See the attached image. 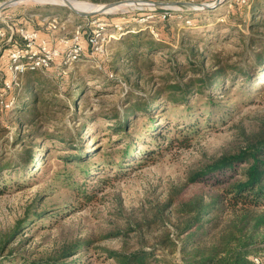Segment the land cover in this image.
<instances>
[{
  "label": "rangeland",
  "instance_id": "1",
  "mask_svg": "<svg viewBox=\"0 0 264 264\" xmlns=\"http://www.w3.org/2000/svg\"><path fill=\"white\" fill-rule=\"evenodd\" d=\"M75 1L100 7L107 4ZM116 1L123 0L113 2ZM141 1L212 5L216 0ZM255 5L258 10L253 16ZM165 10L170 16L162 20L157 8L126 3L112 12L85 18L60 4L24 0L0 11V33H6L0 36L1 81L9 78V27L23 26L62 50L56 65L46 74H53L58 83L71 76L87 85L86 94L76 108L72 106L76 97L68 100L65 89L61 90L60 99L69 108L52 109L47 116L37 119L35 127L21 125L19 117L13 115L17 90L3 97L8 107L0 118L2 163H17L22 147L15 139L20 134L27 137V145L32 139L33 145L41 151L47 149L48 153L44 162L27 170L0 172V263L13 264L9 262L12 258L30 261L46 258L79 242H91L75 256L88 264H115L101 254L102 249L149 250L158 245L164 232H175L174 209L162 211L171 197L177 195V203L186 202L196 194L207 195L211 191L210 186L189 184L192 174L264 139V73L248 84L239 78L233 89L216 96L211 107L197 101V109L203 107L200 119L189 115L187 106L165 103L167 94L163 93L158 103H165L164 106L152 113L157 131L164 130V138L160 140L151 138L153 132L145 113L132 112L130 117L128 109L137 100L154 98L158 91L164 90L166 80L177 81L187 73L191 75L189 59L200 66L204 58L206 67L213 55L239 62L247 54L248 38L264 37V0H248L244 6L235 0H221L209 10L189 6ZM49 17L58 19L60 30L47 29ZM94 23L105 28L103 49L98 53L86 43ZM79 26L84 52L79 61L66 65L65 47L59 39H70ZM140 30L153 35L159 31L162 48L152 54L144 51L137 61L116 59L117 52L123 49L118 44L121 37ZM182 37H186L184 44ZM193 43L196 54L189 58L182 51L189 50ZM18 44L22 45L20 40ZM180 65H185L186 70L179 69ZM226 85L230 82L226 81ZM160 109L164 112L160 113ZM117 115L123 123L128 122L121 131L110 122ZM195 120L199 126L187 130ZM147 131L152 133L145 134ZM127 146L129 155L125 157ZM146 151L153 154L144 161L140 153ZM78 157L87 159L85 166L76 162ZM43 158L41 155L38 159ZM237 211L238 218L244 216L245 212ZM250 212L252 217L263 214L264 206ZM27 215L35 216L34 226L16 228L18 221ZM232 218V214H226L225 226ZM251 235L253 242L259 244L253 255L264 264V227L253 229ZM156 256L170 264H182L176 249L173 254L157 251ZM14 264L22 262L18 259Z\"/></svg>",
  "mask_w": 264,
  "mask_h": 264
},
{
  "label": "trees",
  "instance_id": "2",
  "mask_svg": "<svg viewBox=\"0 0 264 264\" xmlns=\"http://www.w3.org/2000/svg\"><path fill=\"white\" fill-rule=\"evenodd\" d=\"M3 1L5 0H0V3ZM90 1L98 4L110 3L114 0ZM257 8L258 5L253 7L251 11L253 16L258 10ZM162 11L158 9V13ZM160 34L158 31L157 35H153L147 30H140L136 33L129 32L121 37L118 44L123 45V49L117 52L115 58H130L137 61L139 56L143 57L144 51H147V54L158 51L163 46L161 44L163 38ZM14 40L18 44L16 37ZM183 42H186V37H182L181 43L184 44ZM247 49L244 59L235 63H232L231 59L221 60L219 56L213 55L210 65L206 67L204 58L200 66L189 59L191 75L187 73L182 76L181 80L177 81L166 80L164 90L158 91L154 98L137 100L135 105L128 109L131 114L130 117L132 112L141 111L145 113L150 120L149 129L153 132L147 131L145 134L152 133L150 136L153 140L164 138V130L157 131L158 127L155 128L152 113L157 110V107L164 106L165 103L174 106H187V113L200 119L202 106H213L216 96L233 89L239 78L248 84L253 82L257 75L264 73V37H249ZM182 52H186L189 58L191 55H195L196 43H193L189 50ZM180 66L179 69L186 70L185 65ZM51 68L46 71H51ZM52 75L46 74L45 71L27 72L19 77L16 85L11 89L17 90L14 99L15 108L12 112L14 116L19 117L21 125L35 127L33 125L37 119L42 115L47 116L52 109L58 108L59 111H62L69 108L60 99L63 89H65L63 91L68 100H73L76 97L72 104L74 108L84 98L87 87L85 82L68 76L66 80L58 83ZM226 81L230 82L229 86L226 85ZM163 93L167 94V99L165 103L160 105L158 101ZM197 101L203 102L199 109H197ZM4 111H7V107L0 105V118ZM159 111L160 113L164 112L163 109ZM126 118L127 115L124 117V121ZM112 120L115 121L110 122L115 124L118 131L128 126V122L120 121L118 115ZM197 120L192 123L193 125H189L187 130L197 128L199 126V123H196ZM26 138L23 134L18 135L15 142L21 144L22 151L17 163L3 164L0 160V172L7 169L13 171L17 169L27 170L29 167L44 162L48 153L47 149L41 151L37 145H33L32 139L28 141L29 144L27 145ZM128 150L129 146H127L123 156L129 155ZM152 154L153 151L141 152L140 155L143 156L141 159L150 160ZM41 155L44 156L42 160L38 159ZM75 160L83 166L87 161V159L84 160L80 157ZM98 168L97 170H99ZM86 173H90L89 170ZM25 178L26 175L22 177L23 180ZM188 181L189 184L200 183L210 186L211 191L207 195L196 194L190 200L179 203H177L178 198H175L177 197L175 195L164 204L162 211L174 209L177 215L174 233L170 230L164 232L158 240V245L149 250L143 247L135 251L102 249L101 254H105L107 259L114 260L115 264H170L164 258H157L156 252L173 254L176 249L180 254L182 264H256L254 258L257 257H254L253 252L258 249L259 244L253 242L251 231L255 228L264 227V213L252 217L250 210L254 211L264 206V139L257 145L240 151L238 154L224 156L205 165L192 174ZM85 197L87 196L85 195ZM237 210L245 212L244 216L238 218ZM227 213L232 214L234 219L232 218L230 223L225 226ZM34 218L35 216L27 215L23 220L18 221L16 228H32L35 224ZM248 219L251 220L248 221ZM26 241L28 238L25 239ZM90 245L91 242L86 244L79 242L75 245H68L46 258L32 261L26 258H12L9 262L14 264L16 260L20 259L22 264H88L77 259V257L75 258V256L78 254V250L81 251L85 246L89 247ZM6 262L8 261H3L0 264Z\"/></svg>",
  "mask_w": 264,
  "mask_h": 264
},
{
  "label": "built area",
  "instance_id": "3",
  "mask_svg": "<svg viewBox=\"0 0 264 264\" xmlns=\"http://www.w3.org/2000/svg\"><path fill=\"white\" fill-rule=\"evenodd\" d=\"M235 2L238 5H248V0H235ZM158 9L163 10L159 12L162 20H166L167 17L170 16L165 8H157V10ZM47 20H50L47 25L49 31L60 30L62 27L57 18L49 17ZM94 24V30L87 37L86 43L98 53L103 49L105 28L101 23ZM120 29L121 27H119V30ZM5 34L4 32L0 33V36H5ZM8 34V42L12 45L9 47L8 51L5 50L7 51V72L9 78L3 81L0 80V86L2 87L0 90V105L6 107L8 106L5 105L3 97L14 85H16L20 76L27 72L46 71L51 68L62 55V50L59 47L51 46L48 39L42 38L38 32L30 31L23 26L17 29L9 27ZM14 37H17L22 45L16 44ZM82 38V27L79 26L72 32L70 39L66 37L59 39L60 44L65 47L64 64H73L80 60L84 52ZM113 38L116 39L115 36ZM254 261L256 264L260 263L258 258H254Z\"/></svg>",
  "mask_w": 264,
  "mask_h": 264
},
{
  "label": "water",
  "instance_id": "4",
  "mask_svg": "<svg viewBox=\"0 0 264 264\" xmlns=\"http://www.w3.org/2000/svg\"><path fill=\"white\" fill-rule=\"evenodd\" d=\"M22 1L24 0H5L0 3V11L5 9L6 7L16 5ZM65 1H68V4H66L64 7L69 9L74 14L85 18L112 12L114 9H116V7L120 5H124L126 3H131L134 6H145V7L148 6L151 8H174V7L189 6L201 10H209L216 7L221 2V0H216L212 5H210L205 3H190V2H146L141 0H123V1L110 2L101 5V8L98 11L84 12V11H77L76 9H74L69 3L70 0H65Z\"/></svg>",
  "mask_w": 264,
  "mask_h": 264
},
{
  "label": "bare ground",
  "instance_id": "5",
  "mask_svg": "<svg viewBox=\"0 0 264 264\" xmlns=\"http://www.w3.org/2000/svg\"><path fill=\"white\" fill-rule=\"evenodd\" d=\"M34 1L37 3L60 4L63 6L68 4V1L65 0H34ZM69 3L77 11L92 12V11H97L101 8L100 6L97 5L75 1V0H70Z\"/></svg>",
  "mask_w": 264,
  "mask_h": 264
}]
</instances>
